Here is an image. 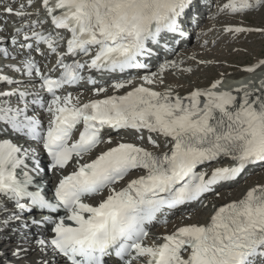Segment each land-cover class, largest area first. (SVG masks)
<instances>
[{
	"label": "snow or ice",
	"instance_id": "6c2138e0",
	"mask_svg": "<svg viewBox=\"0 0 264 264\" xmlns=\"http://www.w3.org/2000/svg\"><path fill=\"white\" fill-rule=\"evenodd\" d=\"M190 2L43 0L55 29L68 33L67 38L46 36L34 31L35 25H24L6 41L25 53L33 49L28 41L46 44L57 56L51 71L59 69L60 74L53 79L42 74L29 57H22L23 75L34 74L37 87L51 97L47 106H42L50 114L49 125L41 128L37 120L25 115L24 107L7 105H0V122L36 140L47 154L50 168L64 169L73 162L75 170L55 185L54 203L45 201L39 193L28 191L31 178L27 172L23 179L17 178L27 150L0 140V195L12 201L25 198L40 209L65 210L66 216L52 223V235L46 240L36 239L35 245L42 251L50 250L66 264H106L105 258L111 254L122 264H264V185L215 208L203 223L179 227L164 236L160 246L143 244L148 235L144 225L162 210L199 200L215 185L236 179L248 165L264 162V99H251L245 94L238 102L231 93L212 91H194L181 98L136 87L126 95L79 106L70 96L55 94L84 80L85 69L103 74L142 67L137 58L145 53L146 42L155 43L161 33L176 32ZM257 5H264V0H230L224 9L245 13ZM23 10L24 5L16 13L11 7L4 11L20 16ZM25 28H32V34ZM16 36H22L24 43L17 44ZM61 39L62 55L56 47ZM77 55L90 59L64 62L65 56ZM5 79L0 76V81ZM88 82L96 83L90 77ZM145 82L152 83L148 79ZM126 86L111 85L117 91ZM105 91L103 87L95 89L94 95ZM8 95L0 92V96ZM106 128L156 134L164 138L166 150L157 154L145 147L120 143L90 163H77L101 143H111L101 137ZM77 131L78 139L70 143ZM147 143L160 147L151 137ZM222 157L233 160L236 167L218 168L210 176L195 171ZM126 180V187L118 188ZM105 192L107 195L95 206L86 202ZM15 207L25 210L22 203H15Z\"/></svg>",
	"mask_w": 264,
	"mask_h": 264
},
{
	"label": "bare ground",
	"instance_id": "6f19581e",
	"mask_svg": "<svg viewBox=\"0 0 264 264\" xmlns=\"http://www.w3.org/2000/svg\"><path fill=\"white\" fill-rule=\"evenodd\" d=\"M204 6L205 5L201 3V0H193L190 2V5L187 7L179 20L180 28L184 33L188 31L189 26L194 24L195 14H198V12H200ZM256 7H260V5L254 6L251 10L255 9ZM214 11L215 12L212 13L213 15L210 18L209 25L207 27L208 31H212L213 34L205 35L207 28L201 29V31L204 32L203 35L205 37L202 38L201 41L193 48L182 51L181 55L176 58L175 61L172 59V53L167 54L165 52H161L151 42L149 46H154V48L152 47L149 58L143 61L146 65V68L143 71L129 72L128 74L130 75V78H128L127 74L112 76L108 75V73L102 74L100 72L92 71L95 76L92 80L96 81L95 84L83 82L78 86V90H74V92L66 95L70 96L74 103L80 104L86 102L88 98H102L111 94H118L120 92L122 93L137 85H144L151 91L161 94H169L171 96H179L181 98L189 96L194 91H212L215 93H231L237 97L238 102L245 94H248L251 99H264V62L260 61L262 58L256 60L254 64H251L248 67L246 73L247 76L239 81H237V79L234 80L231 78V74H227L224 77L218 78L216 83L211 84L207 88L205 85H196L200 73L198 71L192 72V69L194 70L198 67H201V70L207 69L206 71L211 73L215 68H207V63L204 64L203 62V64H199L198 62L194 61L195 59L193 60V57L201 60H204V58L207 59V55L212 56L213 54V52H211L213 49L212 47L217 46L218 49L223 47L222 43L219 45V41L223 42V40H227L232 36H238L239 34H250L251 36V33L256 32V30H244L243 32L227 31L229 28H241L243 24L242 26L238 25L240 24L239 19L234 17L236 13H231L227 10H223L222 13H219L222 10L220 11L217 9ZM29 13V11L24 12L23 17H29ZM217 14L218 16L222 14L219 19H224L228 22H231L234 27H230V25H228L225 28L221 27L219 29L218 23H215L213 20H211L212 18L215 19ZM229 15L233 16L230 17ZM243 16L246 17L247 15L244 13ZM208 17H210V15ZM23 21L24 20H21L20 18L17 20V17L15 20L14 17H7L3 15L2 10H0V53H2L0 54V76H4L6 78L4 81H0V92H14V94L9 96H1L0 105L14 107L9 103L11 101L19 100L21 103H23V105L20 104L18 107H27L28 110L25 112V115L37 120L40 127L43 128L42 125L45 123V119H47L50 114L45 113L42 110V106H47V101L50 98L41 87H37L38 78H36L34 74L24 76L23 69L20 68V61L22 57H29L30 59L35 58L38 61H41V56L36 54V51L39 50V48L36 47L37 45L35 43H33V49L25 53L16 48L14 45L6 43L7 39L10 36H13L18 28L23 27ZM234 21L239 23L234 25ZM16 37L21 41V43H24L22 36ZM167 38L163 39L162 36H160L159 40L163 41ZM206 39L209 40L207 43L205 42ZM179 45H181V43H179ZM201 47H206V50H202ZM212 51H215V49ZM219 51H228V47L226 49L223 47L219 49ZM165 54L168 58L170 57L167 62H165V60L162 58V56H165ZM159 62H163L165 64L161 67V70L158 72V74H156L154 70L157 68ZM13 68H19L20 70L13 71ZM249 69H251V71H249ZM163 75L166 78L165 81L169 83L171 90L161 86L160 79ZM187 78L191 79L194 83L186 85L187 82L185 81ZM145 79L153 81L154 85L146 83ZM111 80H114V82H111ZM113 83H125L127 86L117 91L111 87ZM214 84H218L219 87L214 89L212 87ZM101 87L106 89V91L100 95H93L94 90ZM201 100H203V98H201ZM3 101L6 102L3 103ZM110 136L111 139L108 140H111L113 142L112 144L106 143L102 149L97 152H93L90 156L85 157L83 160H79V163L81 164L87 162V160L93 159L99 152H103L107 148L116 145V142L120 141L119 138H121V140L124 142H131L141 146L148 145L147 149L149 151L156 152L157 154L166 150L163 147L164 138L157 136L156 134H149L146 132L143 135L138 136L132 133H116ZM149 137L155 140L156 143L160 145V147L153 148L150 144H148L147 140ZM157 137L158 140H156ZM26 139V136L22 133H18L6 124L0 122V140H7L15 146L21 148L22 151L27 150L28 155L24 157L23 166H30L32 168L36 167V163H34L36 159L42 163L48 164V159L45 157V153L42 151V149L35 146L36 144H29ZM35 152H37V156H34ZM210 167L230 168L236 167V163L230 158L222 157L217 162L212 163ZM72 168L75 169V165L72 166ZM68 171H60L56 175L51 176L47 175L46 191H49L53 188V181L49 180L50 177L53 176V178L60 180L62 176L68 173ZM247 171L248 170L243 171L242 174L244 175ZM127 182L128 181L124 182L120 187L126 186ZM234 184L237 185V188H233L236 187ZM262 185H264L263 169L256 171L255 174H252V176H250L247 180L242 181L241 184H237L236 182L224 184L221 187H223L225 191L213 196L211 195L205 198V200L203 199V201H201V205L197 208L187 209L185 213L178 215L177 221H172L167 226H155L152 235L147 239L144 246H160L163 242L162 238L168 234L174 233L179 226H185L192 223H203L206 221L207 217L212 214L215 208L234 200H238L242 198L248 190ZM103 197L104 196L92 198L88 200L87 203L95 206L101 199H103ZM15 203H18V201H12L3 195H0V230L2 231L0 232V264H66V262H64L61 257L54 255L50 250L42 251L35 245L36 239L45 240V238L41 236L40 231L42 229L50 230L51 227V224L47 223L45 218H40L44 215H41L37 218H32V216H28V209L18 210L15 207ZM22 228L23 230H20ZM20 231L23 232L20 233ZM8 235H11V237ZM27 241H29V243ZM14 252L16 254H14ZM141 264H146V262L144 263V261H142Z\"/></svg>",
	"mask_w": 264,
	"mask_h": 264
},
{
	"label": "rangeland",
	"instance_id": "374dc122",
	"mask_svg": "<svg viewBox=\"0 0 264 264\" xmlns=\"http://www.w3.org/2000/svg\"><path fill=\"white\" fill-rule=\"evenodd\" d=\"M207 1H208V6L206 8H208V11L202 10V13L198 14V17L200 19V22H198V25H200L199 28L192 31L191 38L186 41V45L182 49H180L174 53V55L172 56L173 61H175L176 58H178L181 55L182 51H186L188 49L193 48L194 46H196V44H198L201 41L202 38L205 37L203 35L204 32H202L201 29L208 27L210 18L213 15L212 13L215 12L214 10L215 9L220 10V11L222 10L221 12H219V13H222L223 10H225L224 5L230 2V0H207ZM209 14H210V17H208ZM218 14H217V17L215 19L212 18L211 20H213L215 23H218L219 29L221 27L225 28L228 25H230V27H234L231 22H228L224 19L223 20L219 19L222 14H220L219 16H218ZM243 14L244 13H236L234 15V17L239 19L240 24H238V25L242 26V24H243V26L241 27L242 29H244V30H256V32L251 33V36H250V34H247V35L239 34L238 36L229 37L227 40H223V42L219 41L218 42L219 45L222 43V46L224 47V49H226L228 47V51H219V49H221L223 47H220L218 49L217 46H214L212 48L215 49V51H212L213 49L211 50V48H210L211 52H213V54L211 53L212 56L207 55L206 56L207 59L204 58V60L206 62L204 60L193 57V60L195 59L194 61L198 62L199 64L200 63L203 64V62H204V64L205 63L208 64L207 68H211V67L215 68L213 71L214 73L213 72L209 73V71H206L207 69L201 70L200 69L201 67H198L194 70L192 69V72L198 71L200 73L199 79H198L196 85H205L207 88L211 84L216 83V80H218V78L224 77L227 74L228 75L231 74L232 77L235 75V76H237L236 78H240L241 75L242 76H244V74L246 75V70L248 69V67L251 64H254V62L256 60H259L260 58H262L260 60H261V62H264V5H260V7H256L255 9H253L251 11L245 12V15H247L246 17H244ZM229 16L232 17L233 15L232 16L229 15ZM239 22L234 21V25L236 23H239ZM211 34H213L212 31L211 32L208 31V28H207L205 35H211ZM208 41L209 40L206 39L205 42L207 43ZM7 48H11V47H7ZM201 49L206 50V47H201ZM189 57L192 58L191 56H189ZM200 61H202V62H200ZM198 63H196V64H198ZM158 68H156V69H158ZM158 72H159V70H158ZM158 72H156V74H158ZM165 80H166L165 76L164 75L161 76V79H160L161 86L171 90L169 83ZM185 82H187L186 85H190L191 83L192 84L194 83L191 79H188V78ZM152 83H154V82H152ZM256 169H259V167ZM250 173L248 172V174H250ZM247 178H249V177H247ZM247 178H246V180H247ZM243 181H245V180H243ZM240 182H241V180L239 181V183ZM235 186L236 187H233V188H237V185H235ZM228 188H230V187H228ZM214 191L215 192H213L211 194L212 196L215 194H219L225 190L223 187H219L218 189H216ZM226 191H228V190H226ZM211 195H208L207 197H209ZM200 205H201V202L194 205L192 207V209H195ZM0 232H2V231L0 230ZM8 236L11 237V235H8Z\"/></svg>",
	"mask_w": 264,
	"mask_h": 264
}]
</instances>
